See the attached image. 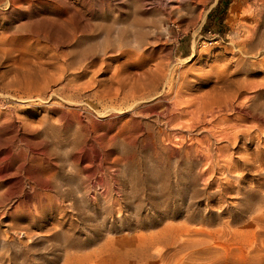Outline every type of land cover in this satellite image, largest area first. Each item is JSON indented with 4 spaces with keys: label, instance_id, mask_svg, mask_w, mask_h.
Masks as SVG:
<instances>
[{
    "label": "rangeland",
    "instance_id": "374dc122",
    "mask_svg": "<svg viewBox=\"0 0 264 264\" xmlns=\"http://www.w3.org/2000/svg\"><path fill=\"white\" fill-rule=\"evenodd\" d=\"M0 264H264V0H0Z\"/></svg>",
    "mask_w": 264,
    "mask_h": 264
}]
</instances>
